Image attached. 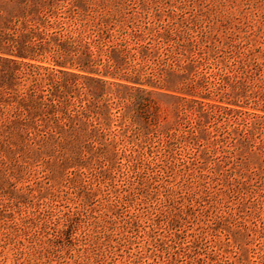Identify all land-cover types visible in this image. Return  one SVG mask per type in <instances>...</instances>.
<instances>
[{
    "label": "rangeland",
    "instance_id": "1",
    "mask_svg": "<svg viewBox=\"0 0 264 264\" xmlns=\"http://www.w3.org/2000/svg\"><path fill=\"white\" fill-rule=\"evenodd\" d=\"M25 2L96 62L68 64L84 76L56 99L76 162L0 187V264L47 239V264H264V0H0V16Z\"/></svg>",
    "mask_w": 264,
    "mask_h": 264
},
{
    "label": "trees",
    "instance_id": "2",
    "mask_svg": "<svg viewBox=\"0 0 264 264\" xmlns=\"http://www.w3.org/2000/svg\"><path fill=\"white\" fill-rule=\"evenodd\" d=\"M39 11L38 5L33 3L27 7L25 2L19 13L0 16V141L9 145L6 150L12 154L10 162L6 156L0 155V187L4 188L7 183H15V179H25L30 167L40 158L52 159L59 153L62 157L65 156L64 163L66 162L67 167L76 162L77 157L74 156L83 150L76 144V137L70 143L74 142L78 148L71 154L66 151L65 141H58L56 132L60 124L57 123L63 120L66 111L65 105L56 102V99L60 97L61 90L65 91L69 84L84 76L65 68L68 64L93 72L96 61L90 59L87 52H83L82 57H76L79 50L72 38L64 39L54 32L45 34L38 30L44 25L37 20ZM34 38L41 40L36 43ZM45 52L51 54L50 60L58 66L54 67L58 71L42 63L43 59L39 56H43ZM92 80L104 81L95 77ZM139 91L140 88L136 90ZM140 96L138 93L134 95L136 103ZM32 139L44 144L38 152L27 149L25 154L26 149L21 145L18 153V149L12 145L18 141L28 144ZM11 185H8L9 191L17 195ZM246 188L239 181L234 190L243 191ZM41 194L44 195L43 192ZM82 196L90 198L93 193L85 192ZM45 213L50 212L46 210ZM52 241L47 239L28 248L33 251L30 254L38 259L33 264H47L42 258L49 256ZM21 243L25 244L24 240Z\"/></svg>",
    "mask_w": 264,
    "mask_h": 264
}]
</instances>
